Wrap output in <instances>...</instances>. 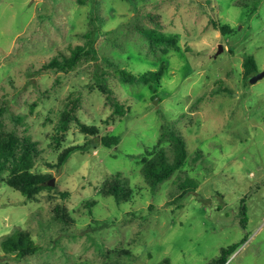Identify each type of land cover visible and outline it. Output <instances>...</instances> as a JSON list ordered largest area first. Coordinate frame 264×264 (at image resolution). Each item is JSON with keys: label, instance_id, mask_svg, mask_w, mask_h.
Here are the masks:
<instances>
[{"label": "rangeland", "instance_id": "1", "mask_svg": "<svg viewBox=\"0 0 264 264\" xmlns=\"http://www.w3.org/2000/svg\"><path fill=\"white\" fill-rule=\"evenodd\" d=\"M142 29L175 35L177 45ZM77 46L88 51L71 69L45 68ZM250 55L264 71V0H0V134L18 140L0 170V264H207L247 234L226 264H264V77L249 82ZM163 64L156 84L116 75ZM68 115L78 121L63 122ZM164 128L181 134L188 156L151 188L136 158L170 153L167 136L158 146ZM106 134L117 145L103 146ZM87 143L55 167L66 148ZM23 171L47 177L30 199L9 184ZM117 174L129 187L119 201L107 192ZM186 177L197 188L179 198ZM14 229L42 250L6 253L1 241Z\"/></svg>", "mask_w": 264, "mask_h": 264}, {"label": "trees", "instance_id": "2", "mask_svg": "<svg viewBox=\"0 0 264 264\" xmlns=\"http://www.w3.org/2000/svg\"><path fill=\"white\" fill-rule=\"evenodd\" d=\"M228 28V26L220 27L222 33L224 34L228 32ZM141 33L154 43L168 46L177 45V38L175 35H166L152 29H142ZM90 46L91 44H89V47ZM82 51L87 52L88 49L84 46H77L74 50H72L70 56L63 57L61 61L53 60L45 68L59 69L62 71L69 70L79 60ZM244 68L245 75L249 78L258 72V67L253 56L250 55L244 59ZM164 70L165 67L163 64L156 71H147L145 73L135 75L124 68H118L116 70V75L127 83L141 82L144 84H156L163 76ZM103 75L104 74L101 73L96 76V81L99 89H101L104 93H108L107 98L108 100H111L109 96V89L107 88L106 83H103L106 81V78H104ZM224 91L230 94L232 93L229 89H224ZM112 105L115 106L116 113L122 112L119 109L117 102H112ZM3 111V108L0 109V115ZM72 117L78 121L73 115H68L63 122H68V119ZM78 125L85 134H98V131L95 128L89 129L83 124H80V122H78ZM165 136L168 137V141L170 143V153H168V150H165L164 146H161L154 151L141 153L136 158V163L141 166V172L145 176L151 188H155L160 183L170 179L185 164L188 156L186 141L176 130L171 131L169 128H164L161 138L158 141V146L161 145L162 139ZM100 140L103 146L111 147L117 145L120 138L119 136H114L113 134H106L105 136L100 137ZM16 144H18V140L11 132L5 135L0 134V170L3 168L6 161L14 157ZM88 145L89 143L66 148L59 155L55 167L63 166L74 152L83 151L87 149ZM23 149L25 155H30V153L34 151L32 144L24 145ZM46 182V176L35 175L28 171H23L21 173L14 172L9 179V184L28 199L33 198L40 189L45 188ZM177 185L181 191L179 198H184L195 193L197 188L196 181L188 177L181 179L180 182H177ZM128 191L129 187L127 186V183L122 181L118 174L115 175L107 184V192L114 196L117 201H119L122 198V195L126 194ZM246 199L247 198L244 197L239 206V224L243 230H246L248 224ZM247 239L248 234L244 235L240 242L221 248L219 254L213 257L207 264H226L230 256L234 254L237 248L244 244ZM1 247L6 253H14L17 259H21L28 255H34L42 250V246L36 243L28 232L20 229H14L11 234L5 236L1 241ZM112 264L118 263L114 261Z\"/></svg>", "mask_w": 264, "mask_h": 264}, {"label": "water", "instance_id": "3", "mask_svg": "<svg viewBox=\"0 0 264 264\" xmlns=\"http://www.w3.org/2000/svg\"><path fill=\"white\" fill-rule=\"evenodd\" d=\"M221 50H222V47L219 46V48H218V52H217V53L221 52ZM263 77H264V71H262V72H257L255 75H253V76H251V77L249 78V82H250V83H255V82H257L258 80L262 79ZM48 184H49V185H53V180H49V181H48Z\"/></svg>", "mask_w": 264, "mask_h": 264}]
</instances>
